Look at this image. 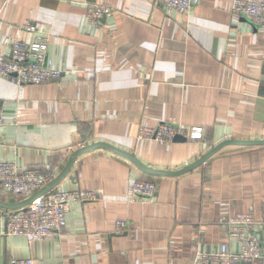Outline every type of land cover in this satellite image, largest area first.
I'll return each instance as SVG.
<instances>
[{
	"label": "crops",
	"instance_id": "0c3cea01",
	"mask_svg": "<svg viewBox=\"0 0 264 264\" xmlns=\"http://www.w3.org/2000/svg\"><path fill=\"white\" fill-rule=\"evenodd\" d=\"M232 1L201 0L180 15L158 0H0V58L11 57L13 40H33L22 29L33 24L48 38L47 62L62 71L40 85L0 77V159L60 173L74 151L104 143L147 168L179 171L223 141L264 140V32L233 16ZM87 3L112 15L96 28ZM172 118L203 128L205 140L136 139L140 126ZM137 180L156 184L153 199L130 200ZM53 189L98 199L68 204L57 236L29 243L7 235L5 264H192L196 251L238 250L227 221L248 213L264 245V146H225L176 177L95 149ZM0 201L13 203L3 192Z\"/></svg>",
	"mask_w": 264,
	"mask_h": 264
},
{
	"label": "built area",
	"instance_id": "2783aa9c",
	"mask_svg": "<svg viewBox=\"0 0 264 264\" xmlns=\"http://www.w3.org/2000/svg\"><path fill=\"white\" fill-rule=\"evenodd\" d=\"M158 2L167 12L173 11L183 15L199 5L201 0H158ZM85 10L86 20L96 28L100 27L101 19L112 15V9L101 4L87 3ZM230 12L233 16L249 21L256 29L264 32V0H233ZM22 29L33 33V40L31 42L19 39L12 41L11 57L0 58V77L7 78L18 86L40 85L60 79L62 71L48 63L46 59L48 38L33 24L24 25ZM3 124L0 106V127ZM176 136L184 137L189 141L205 140L203 128L186 127L174 118L155 127L140 126L136 139L169 144ZM58 174L56 170L19 169L14 163L0 159V191L7 194L13 203H18L35 195ZM156 191V184L137 180L132 185L130 200H151ZM97 199L98 195L93 191L52 189L24 209L5 211L0 216V223L6 221L8 236L23 237L29 243L44 240L57 236L64 229L68 204ZM260 224L251 213L231 217L227 221L228 237L238 243V250L232 251L227 244H222L216 252L196 251L192 264H264V245L257 235ZM125 229L124 222L116 224L118 232H123ZM8 264L35 263L32 258H10Z\"/></svg>",
	"mask_w": 264,
	"mask_h": 264
},
{
	"label": "water",
	"instance_id": "95a60500",
	"mask_svg": "<svg viewBox=\"0 0 264 264\" xmlns=\"http://www.w3.org/2000/svg\"><path fill=\"white\" fill-rule=\"evenodd\" d=\"M184 141H186V139L181 136H176L173 139V142H184ZM228 145L247 146V147L264 146V140H233L232 139V140L223 141L219 143L218 145H216L215 147H213L210 151H208L201 158H199L195 162L191 163L190 165H188L187 167L179 171H162V170L150 169L144 166L140 161H138L133 155L129 153H126L124 151H121L119 149H116L104 143H94L86 147H81L80 149H77L76 151H74L71 154V157L69 158V161L67 165L65 166V168L57 175V177L53 181H51L46 187L41 189L35 195L31 196L30 198L24 201L18 202V203L9 204V203L0 201V209L10 210V211L24 209L26 206L32 203L35 199L39 198L40 196L44 195L45 193L51 191L54 187H56L57 184L69 173L76 159L80 155H83L95 149H105L116 155L126 158L131 163H133L140 171L144 172L145 174H149L153 176H161V177H176V176L185 174L193 170L194 168H197L198 166L202 165L208 159H210L214 154H216L221 148L228 146ZM0 195H1V191H0ZM6 238H7V227H6V221H4L3 226H1V223H0V264H5L4 245H5Z\"/></svg>",
	"mask_w": 264,
	"mask_h": 264
}]
</instances>
